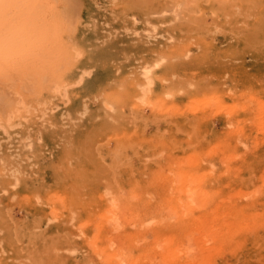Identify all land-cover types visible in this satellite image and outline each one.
<instances>
[{"label": "rangeland", "instance_id": "374dc122", "mask_svg": "<svg viewBox=\"0 0 264 264\" xmlns=\"http://www.w3.org/2000/svg\"><path fill=\"white\" fill-rule=\"evenodd\" d=\"M0 264H264V0H0Z\"/></svg>", "mask_w": 264, "mask_h": 264}, {"label": "bare ground", "instance_id": "6f19581e", "mask_svg": "<svg viewBox=\"0 0 264 264\" xmlns=\"http://www.w3.org/2000/svg\"><path fill=\"white\" fill-rule=\"evenodd\" d=\"M164 60L161 58H158L157 60L153 61L151 64H146L141 68V73H140V80H141V89L143 94H145L152 85L155 84L156 82V69L158 66H160ZM58 88V87H57ZM140 89V90H141ZM142 95V94H141ZM146 96V94H145ZM140 97V96H139ZM143 97V95H142ZM141 98V97H140ZM145 99V98H144ZM20 100V99H19ZM143 101V100H142ZM145 101V100H144ZM143 101V102H144ZM22 105V104H21ZM25 111V110H24ZM12 113V112H11ZM11 120V119H10ZM8 125V124H7Z\"/></svg>", "mask_w": 264, "mask_h": 264}]
</instances>
